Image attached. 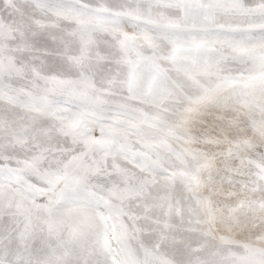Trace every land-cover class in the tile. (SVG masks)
I'll use <instances>...</instances> for the list:
<instances>
[{"label":"snow or ice","instance_id":"snow-or-ice-1","mask_svg":"<svg viewBox=\"0 0 264 264\" xmlns=\"http://www.w3.org/2000/svg\"><path fill=\"white\" fill-rule=\"evenodd\" d=\"M0 264H264V0H0Z\"/></svg>","mask_w":264,"mask_h":264}]
</instances>
